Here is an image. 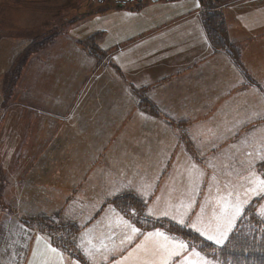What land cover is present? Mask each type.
Returning <instances> with one entry per match:
<instances>
[{"label": "rangeland", "instance_id": "rangeland-1", "mask_svg": "<svg viewBox=\"0 0 264 264\" xmlns=\"http://www.w3.org/2000/svg\"><path fill=\"white\" fill-rule=\"evenodd\" d=\"M151 1L126 0L129 3L126 5H133V7L142 2L134 12L132 10L129 12L126 11L125 6L122 10H118V4L124 0H118L114 4L97 0H0V190L1 186L5 184L4 182L12 183L16 180L24 182L32 179L36 188L44 186L48 189V198H58L59 193L49 182L51 176L47 178L42 176L44 153L47 152L48 156L52 152L51 149H48L50 140L51 137L54 138L57 135L59 126L64 123L61 122L59 116L65 108L68 109L66 104H69V100L74 96L73 89L77 88L82 77H88L91 75V71L92 74L94 71L92 70L93 63L88 61L90 58L80 48L79 41L88 38V35H93L99 29L106 31L104 33L106 39L103 44H100L101 49L109 54V58H106V54H104L101 59V65H105L108 60L110 61V52H116L120 48L117 46L112 50L115 44L129 36L136 35L135 33L141 34L147 29H155L156 24L153 22H155L156 16H163L160 24L162 29L166 18L172 20L185 17L196 13L197 8L201 7L200 1L197 3L196 0ZM240 1L242 0H231L227 5L221 6L220 10ZM132 12L135 14L132 15ZM195 23L196 21L192 28H195ZM62 24L64 29L57 31L58 36L54 37L55 42L47 50L45 41H50L47 37L50 33L55 34L54 29L61 27ZM26 33L30 35H26ZM150 33H155V31ZM152 37L153 35L148 36L146 41L152 42ZM30 39L31 41H29ZM154 43L148 73L145 80L144 76L142 77V81H147L149 84L152 79L160 76L162 66L166 65L163 61L166 52L170 50L168 56L171 57L176 45L173 40L171 47H168V44L163 43L160 36L154 39ZM28 49H31L33 53L27 55L24 62L26 57L24 53ZM42 49L44 52L41 57L33 56L35 52ZM46 50L48 56L44 60ZM263 50L264 47L262 52L257 54L259 59L256 64L252 67L247 65V75L245 76L226 54L208 52V58H205L202 63L203 70L201 73L199 71L196 78L194 77L196 86L185 87L182 85L183 83L179 84L178 80H176L177 84L173 86V89H169V85H167L165 92L174 96V99L168 105L162 101L159 109L166 115L162 120L141 115L140 118L149 119L140 126L134 124V120L137 118L136 114L134 115L132 124L140 127H136L127 137L130 152H127L126 158L129 159L132 153L136 155V160L135 165L125 168L129 176L125 183L120 184L122 189L120 192L127 190L126 192L138 196L145 203L143 219L167 220L183 226L189 232L192 231L215 246L219 247L225 244L227 240L223 244H217L215 241L201 236L188 225L198 220L204 225L210 222L214 211L218 210L217 203L214 204L215 207H211L212 200L217 201L220 196H227L230 191L233 192V199L235 191H238L243 197L244 192L249 187H253L247 179L249 175L255 174L256 177L264 179V159L260 158L264 156V82L255 80L257 71L259 79L264 78ZM238 54L237 59L242 64L241 48L238 49ZM191 61V58H186L181 63L191 65ZM168 65L169 69H177L178 59L171 60ZM242 67H244L243 64ZM164 71L163 69L162 73ZM200 74H202L201 78H199ZM95 75H97V71ZM36 77H40L39 84L41 86H37L36 90L40 92L45 89V94L64 95L62 105L56 102L44 105V100L35 97L43 101L39 107L40 111L26 106L29 88L32 83L33 85L37 84ZM89 79L92 80L93 75ZM92 90H96V88ZM37 96L40 95L37 94ZM192 97L196 99H192ZM170 105L176 107V114ZM209 117L210 119H206ZM169 121L175 123L171 122L172 125H170ZM143 126L148 129L154 128L152 134L150 132L139 133ZM63 128H66L65 125ZM241 129L244 130V136H242ZM210 132L212 134H209ZM239 132L241 135H238ZM242 138H245L244 146H241L240 139ZM81 139V134H78L74 140L75 147ZM63 140L61 139L60 142ZM252 141H254V145L251 144ZM61 148L66 149L63 143H61ZM71 153L76 156V152L70 151ZM65 157L61 155L59 158ZM227 161L228 165L226 166ZM249 161L252 162L251 171L248 170ZM46 162L45 158V168H47ZM209 172L210 174L205 176ZM210 178L214 180V185H217L213 189ZM65 186L66 184H64V188ZM21 189L24 190V193L30 191L29 188ZM9 192L15 195L17 193L14 188H10ZM120 192L104 193L96 220L100 213L99 220L104 217L107 210H114L108 200ZM43 194L44 192H40L41 196ZM175 197L178 201H171ZM19 199L20 202L23 200V198ZM257 200L260 202L255 205V211L259 215L260 208L264 205V199L256 196L255 193L251 194V200L249 204L245 205L244 211ZM57 202L61 201L58 199ZM169 205L174 208L186 205L181 208V211L184 213L187 224L177 223L171 218V215L164 217L160 214V210ZM6 208L4 206V209ZM150 208L154 209L152 214H149ZM62 211V206L59 203L38 213L37 221L44 226L50 236H54L55 240L59 237L60 227L63 225L60 216ZM259 216L264 221V216ZM121 219L127 220L118 213L116 224L111 228L113 233H109V231H98L97 233L106 236V239L116 238L117 240L131 234L130 229H126L121 223ZM156 228L175 236L177 240H182L186 246H189L186 240L166 231L165 228ZM155 229H148L145 233ZM18 238L14 237L13 240ZM143 240L144 237L138 234L131 243L126 242L123 250L106 253L104 259L119 252H125L117 264H130V260L134 264L135 258L144 254L143 250L134 251L136 245ZM145 243L150 246L149 242ZM45 245L46 243L41 240L39 247L43 248ZM105 246L104 243H101L98 248ZM112 246L109 244L108 248ZM119 246L117 245V248ZM80 249L89 262L96 261L93 256L85 254L84 247H80ZM129 252H133V256L126 261L123 260ZM199 253L200 256L195 257L192 249L186 247L181 256L173 258L174 264H181L184 256L192 260L204 258L211 264H219L207 257L203 251H199Z\"/></svg>", "mask_w": 264, "mask_h": 264}, {"label": "crops", "instance_id": "crops-1", "mask_svg": "<svg viewBox=\"0 0 264 264\" xmlns=\"http://www.w3.org/2000/svg\"><path fill=\"white\" fill-rule=\"evenodd\" d=\"M199 1L196 0L197 3ZM202 11L201 5L194 14L172 20L166 18L162 29L160 24L163 16H156L155 22H153V24H156L155 29H147L141 34L135 33L143 41L138 39L134 43L130 42L128 46H123V41L125 43L126 38L120 42L122 47L118 48L112 56L114 65L120 72L110 65L100 67L97 70V75H94L91 82L85 86L82 94L76 100L74 109L62 116L61 120L66 127L65 129L62 128L61 132L64 140L52 149L54 151L53 157L48 158L46 162L47 177L51 176L49 182L59 195L58 198H48L47 191L44 198L45 204L52 205L58 199L61 202L66 200L67 204L69 201L66 196L69 191L75 196L64 212V216L68 214V217L73 218L82 226L95 214L98 209L97 205L101 202L104 193H115L122 190L120 184L125 183L129 176L125 168L135 165L136 160V155L132 153L129 159L126 158L129 151L127 137L136 127L142 126L140 124L146 123L149 119L140 118L141 115H144V117L149 115H145L138 109L131 88L133 86L137 88L154 86L157 82L165 79V82L154 87L155 89H152L149 94L153 103L159 109L162 101H165L167 105L173 102L174 96L165 92L167 85H169V89H173V86L177 84L176 80H178L180 81L178 83H183L182 85L185 87L196 86L194 77L196 78L199 71L201 73L203 70L202 63H204L205 58H208V52L211 51H209V43L200 19ZM222 11L228 26L230 39L242 50L244 68L246 69L247 65L252 67L259 59L257 54H260L264 47V0H242L234 5L224 7ZM195 21L196 29L192 28ZM148 25L151 24L148 23ZM181 28L182 31H180ZM151 31H155V33L151 34ZM150 35H153L152 42L146 41V38ZM159 36L163 39V43L168 44V47H171L173 40L176 45L171 57L168 56L170 50L165 54L163 61L166 65L162 66L165 71L162 73V69L160 76L152 79L149 84L147 81H142V77L144 76L145 80L156 43V41L154 43V39ZM176 58L178 59V68L169 69L168 64L171 60L175 61ZM186 58L192 59L191 65L181 63ZM229 69H227L228 72ZM257 75L255 80L264 82V78L259 79ZM201 76L202 74L199 78ZM251 77L253 78V76ZM93 88H96V90H92ZM192 99L196 98L192 97ZM210 101L212 102V100ZM170 106L176 114V107ZM159 111L164 112L160 109ZM135 114L137 118H135L134 124L140 126L132 124ZM164 115L165 112L160 117L153 118L162 120ZM206 119H210V117ZM153 129L143 126L139 133L146 134L150 132L152 134ZM241 131L242 136H244V130L241 129ZM240 133L238 135H241ZM78 134H81L82 139L75 147L74 140ZM244 140L245 138L240 139L241 146L245 145ZM61 143L64 144L66 149H60ZM251 144L254 145V141ZM70 151L76 152V156L70 154ZM61 155L66 157L59 158ZM177 158L176 161H178ZM227 165L228 161L226 162ZM209 174L210 172L205 176ZM210 180L213 189L217 185H214V180L211 178ZM64 184H66L65 188ZM171 201L177 202L178 200L175 197ZM215 203L216 200H212L211 207ZM99 217L100 215L97 220L83 228L77 236V244L80 247H92L96 250L94 256L96 261L89 262L87 259L88 264H117L119 258L125 255V252H119L104 259L106 252L104 248H98V246L101 243H104L106 247L109 244L120 245V241L124 237L118 240L116 238L106 239V236L104 237L97 232L109 231V233H113L111 228L116 224L118 214L115 210L110 209L107 210L101 220H99ZM30 262H32V258L30 261L28 258L24 260V264H30ZM60 264L80 263L63 255ZM130 264H133L131 260Z\"/></svg>", "mask_w": 264, "mask_h": 264}, {"label": "trees", "instance_id": "trees-1", "mask_svg": "<svg viewBox=\"0 0 264 264\" xmlns=\"http://www.w3.org/2000/svg\"><path fill=\"white\" fill-rule=\"evenodd\" d=\"M229 1L231 2V0H203L204 12L200 15L202 27L211 47V52L213 54H226L245 76L242 64L237 59L239 48L230 39L227 23L223 12L220 10L221 6L227 5L230 3ZM164 81L166 80H162L160 83ZM148 90L144 89L139 93V107L149 115L159 117L158 109L148 98ZM108 201L112 202L119 213L137 225L141 231L163 227L166 231L186 240L191 249L203 251L207 257L219 264H264V221L255 211V205L260 200L252 202L245 209L225 244L219 247L205 241L192 231L189 232L183 226L167 220L150 221L143 219L145 203L134 194H124ZM60 229L70 235L77 230V227L69 224L62 225ZM52 242L54 245L63 248L70 247L66 239L55 240L52 238Z\"/></svg>", "mask_w": 264, "mask_h": 264}, {"label": "snow or ice", "instance_id": "snow-or-ice-1", "mask_svg": "<svg viewBox=\"0 0 264 264\" xmlns=\"http://www.w3.org/2000/svg\"><path fill=\"white\" fill-rule=\"evenodd\" d=\"M264 159V156L260 157ZM252 162L249 161L248 170L251 171ZM248 181L253 187H249L241 197L238 191H235V198L233 199V192H229L227 196H220L216 201L218 210L214 211L210 222L204 225L199 220L193 221L190 228L195 229L201 236H205L210 241H215L217 244H223L225 240L229 238V234L234 230V225L241 217L244 211L245 205L249 204L251 200V194L255 193L256 196L264 199V179L258 178L255 174L248 176ZM186 205L174 208L169 205L160 210V214L164 217L171 215V218L179 224L185 225L187 221L184 219V213L181 208ZM154 209H149V214H152ZM259 215L264 216V206H261ZM121 223L130 229V233L125 235L124 239L120 241V246L117 248L113 245L111 248L104 247L106 253L115 252L117 250H123L126 242L131 243L132 240L139 234L144 237V240L140 244L136 245L134 251L143 250V256H137L134 264H174L173 258L181 256L185 250V242L177 240L175 236L167 234L165 231H161L160 228H156L154 231L141 232V230L129 223L127 220L121 219ZM83 239V238H82ZM37 248L33 250V261L30 264H60L62 260L61 253L58 252L56 247H53L51 243L46 244L43 248H40L41 237L36 238ZM145 242H149L150 246H147ZM90 243V242H89ZM85 254L95 256L96 250L92 247L84 248ZM193 256L199 257L200 253L196 249H192ZM133 256V252H129L127 257L123 260H127ZM59 257V259H57ZM181 264H211L204 258L198 260H192L187 256H184Z\"/></svg>", "mask_w": 264, "mask_h": 264}]
</instances>
